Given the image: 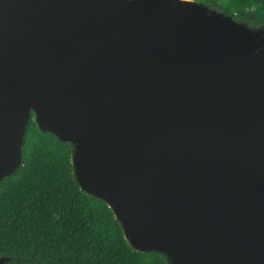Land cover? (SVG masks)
<instances>
[{"label":"water","instance_id":"obj_1","mask_svg":"<svg viewBox=\"0 0 264 264\" xmlns=\"http://www.w3.org/2000/svg\"><path fill=\"white\" fill-rule=\"evenodd\" d=\"M31 111L134 248L264 264V27L196 0H0V182Z\"/></svg>","mask_w":264,"mask_h":264},{"label":"trees","instance_id":"obj_2","mask_svg":"<svg viewBox=\"0 0 264 264\" xmlns=\"http://www.w3.org/2000/svg\"><path fill=\"white\" fill-rule=\"evenodd\" d=\"M251 27H264V0H197ZM72 144L42 131L33 111L22 163L0 182V257L6 264H169L140 251L102 199L86 192L72 166Z\"/></svg>","mask_w":264,"mask_h":264},{"label":"rangeland","instance_id":"obj_3","mask_svg":"<svg viewBox=\"0 0 264 264\" xmlns=\"http://www.w3.org/2000/svg\"><path fill=\"white\" fill-rule=\"evenodd\" d=\"M197 1V0H196ZM200 2V1H199Z\"/></svg>","mask_w":264,"mask_h":264}]
</instances>
